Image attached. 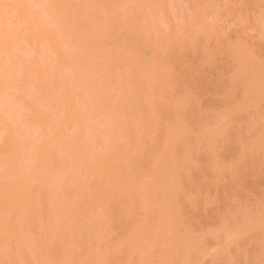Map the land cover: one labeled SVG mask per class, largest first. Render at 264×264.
Segmentation results:
<instances>
[{
	"label": "rangeland",
	"instance_id": "374dc122",
	"mask_svg": "<svg viewBox=\"0 0 264 264\" xmlns=\"http://www.w3.org/2000/svg\"><path fill=\"white\" fill-rule=\"evenodd\" d=\"M0 264H264V0H0Z\"/></svg>",
	"mask_w": 264,
	"mask_h": 264
}]
</instances>
